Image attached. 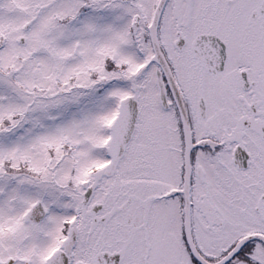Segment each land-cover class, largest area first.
<instances>
[{
	"label": "snow or ice",
	"instance_id": "1",
	"mask_svg": "<svg viewBox=\"0 0 264 264\" xmlns=\"http://www.w3.org/2000/svg\"><path fill=\"white\" fill-rule=\"evenodd\" d=\"M0 264H264V0H0Z\"/></svg>",
	"mask_w": 264,
	"mask_h": 264
}]
</instances>
